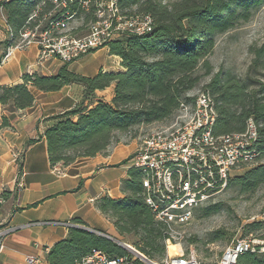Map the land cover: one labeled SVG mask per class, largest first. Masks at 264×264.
I'll use <instances>...</instances> for the list:
<instances>
[{
  "label": "trees",
  "instance_id": "16d2710c",
  "mask_svg": "<svg viewBox=\"0 0 264 264\" xmlns=\"http://www.w3.org/2000/svg\"><path fill=\"white\" fill-rule=\"evenodd\" d=\"M78 1L87 0H75L65 8L56 7L48 0L0 1L8 28L7 39L0 43V64L6 50L17 43L26 28L34 25L28 18L37 8H40V19L46 15L40 25L41 31L49 21L67 12L73 16L71 21H82L75 30L81 33L96 18L94 0H90L87 12L81 9ZM263 6L264 0H119L117 7L121 15H148L153 20L151 33L123 36L108 44V55L119 58L121 71L100 70L94 77H85L70 72L66 64L51 77L24 74L21 84L0 87V104L24 110L34 101L29 87L41 92H56L69 85L81 86V101L73 109L45 120L49 123L43 134L49 163L52 167L65 168L80 158L106 155L110 146L119 143L118 135L166 121L177 113L181 103L193 102L194 98L187 94L200 82V76L196 75L199 68L204 70L205 76L211 74L207 57L214 50L216 37L248 22ZM249 52L252 60L244 78L218 73L201 90L207 91L215 101L214 136L242 133L248 119L254 122L257 161L264 156V43L250 47ZM106 89H111L109 100L96 94ZM5 126H8L6 120L1 127ZM33 143L35 140H30L27 145ZM142 178L140 169L130 167L127 178L120 183L123 197L104 196L95 206L111 220L119 237L130 238L138 252L159 261L166 255L168 236L145 203ZM261 187L264 188V164L231 178L226 189L235 188L244 195ZM221 209L220 204L198 208L193 218L198 213L207 218ZM70 222L76 226L67 228L65 239L45 253L47 264H76L92 251L110 257L127 254L111 240L87 231L81 220ZM263 224L264 221L251 222L244 226V231H257ZM257 238L264 240V235ZM222 239L220 233L215 232L208 242ZM236 264H264V255L244 253Z\"/></svg>",
  "mask_w": 264,
  "mask_h": 264
},
{
  "label": "built area",
  "instance_id": "2783aa9c",
  "mask_svg": "<svg viewBox=\"0 0 264 264\" xmlns=\"http://www.w3.org/2000/svg\"><path fill=\"white\" fill-rule=\"evenodd\" d=\"M48 1L62 8L75 2ZM118 1L94 0L93 15L96 20L84 27L86 32L81 36L67 30L73 17L67 12L49 21L41 31L40 25L46 15L40 19V8H37L28 18V22L34 25L26 28L17 43L6 50L1 64L8 61L14 50H24L32 43L37 44L40 57L51 56L63 63H71L92 52L107 49L109 43L123 36L139 37L152 32L153 20L150 16H123L117 7ZM77 3L81 9L88 11L90 0ZM193 98L189 104H180L176 117L179 127L176 130L152 134L138 144L127 160L129 167L141 170L145 203L168 236L165 257L154 261L122 244L127 253L125 256L110 257L92 251L76 264H205L192 249L183 252L180 246L182 229L193 220L195 210L211 203L226 190L232 172L244 171L256 162L257 132L254 122L248 119L244 132L214 136V98L205 90L198 91ZM4 202L0 193V210ZM261 219L259 221H264V216ZM30 225L76 226L70 221ZM16 229L0 228V248L2 240ZM169 246H175L177 253L169 255ZM244 253L264 255V240L251 234L236 236L214 264H236L238 257ZM24 263L37 264L38 258L29 256Z\"/></svg>",
  "mask_w": 264,
  "mask_h": 264
},
{
  "label": "crops",
  "instance_id": "0c3cea01",
  "mask_svg": "<svg viewBox=\"0 0 264 264\" xmlns=\"http://www.w3.org/2000/svg\"><path fill=\"white\" fill-rule=\"evenodd\" d=\"M3 1V0H0ZM8 37L6 17L0 10V43ZM120 60L108 55V49L87 54L71 63L55 57H40L36 43L24 50H14L8 61L0 64V87L22 83L24 74L54 76L68 64L70 72L94 77L100 70L121 71ZM32 106L16 110L0 104V193L4 204L0 210V228L15 227L2 240L0 264H25L29 256L37 264H47L45 253L65 239L67 228L62 226L30 225L38 222H66L79 219L85 229L111 238L115 230L111 220L102 215L95 202L104 196L120 199V183L130 168L125 161L138 146L134 140L109 147L106 155L77 159L63 168L52 167L48 160L44 131L46 119L73 109L82 98V87L65 86L56 92H41L29 87ZM111 98V89L97 96ZM6 120L8 126L1 127ZM30 140L35 143L27 145ZM34 205V206H33Z\"/></svg>",
  "mask_w": 264,
  "mask_h": 264
},
{
  "label": "rangeland",
  "instance_id": "374dc122",
  "mask_svg": "<svg viewBox=\"0 0 264 264\" xmlns=\"http://www.w3.org/2000/svg\"><path fill=\"white\" fill-rule=\"evenodd\" d=\"M59 8H62V6H59ZM81 22V20H70L67 30L76 36L85 34L86 29L84 28L81 33L75 32L81 26ZM262 43H264V6L256 11L248 22L240 24L237 28L216 37L214 50L207 57V61L212 67V72L209 76H205L204 70L199 68L196 71V75L200 76V82L187 96H195L218 73L222 76L231 75L241 79L244 78L252 60V55L249 52L250 47H259ZM107 95L108 93H104V98ZM176 117L177 113L166 121L134 128L127 134L118 135L117 139L120 143L134 140L138 145L152 134L165 130H176L179 127ZM132 137L135 138L132 139ZM263 164L264 156H261L246 170L232 172L231 178L241 176L247 170ZM212 204H220L221 211L207 218L201 217L200 213H198V216H195L182 229L183 236L180 239V246L183 252L192 249L203 263L214 264L224 248L236 236H248V234H251L253 237H260L264 235V224L257 231L250 233H245L244 231V226L251 222L262 220L261 218L264 216L263 187L257 189L254 193L244 195H240L235 188H228L211 203L203 207ZM215 232H219L223 239L213 243L208 242ZM111 239L113 240L112 242L123 249L125 248L122 244H126L138 251L130 238H121L114 233ZM172 253H177L175 246H169V255ZM154 260L158 261L157 258H154Z\"/></svg>",
  "mask_w": 264,
  "mask_h": 264
},
{
  "label": "water",
  "instance_id": "95a60500",
  "mask_svg": "<svg viewBox=\"0 0 264 264\" xmlns=\"http://www.w3.org/2000/svg\"><path fill=\"white\" fill-rule=\"evenodd\" d=\"M107 239H109V240L113 241L111 238H107Z\"/></svg>",
  "mask_w": 264,
  "mask_h": 264
},
{
  "label": "bare ground",
  "instance_id": "6f19581e",
  "mask_svg": "<svg viewBox=\"0 0 264 264\" xmlns=\"http://www.w3.org/2000/svg\"><path fill=\"white\" fill-rule=\"evenodd\" d=\"M168 254H169V247H168Z\"/></svg>",
  "mask_w": 264,
  "mask_h": 264
}]
</instances>
